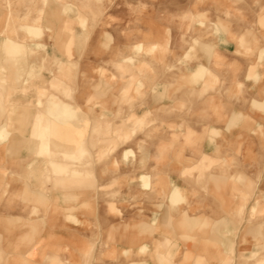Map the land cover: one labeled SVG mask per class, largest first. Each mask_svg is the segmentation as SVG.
Returning <instances> with one entry per match:
<instances>
[{"label": "rangeland", "instance_id": "rangeland-1", "mask_svg": "<svg viewBox=\"0 0 264 264\" xmlns=\"http://www.w3.org/2000/svg\"><path fill=\"white\" fill-rule=\"evenodd\" d=\"M250 10L0 0V264H183L199 218L225 263L264 264V129L232 65Z\"/></svg>", "mask_w": 264, "mask_h": 264}, {"label": "crops", "instance_id": "crops-1", "mask_svg": "<svg viewBox=\"0 0 264 264\" xmlns=\"http://www.w3.org/2000/svg\"><path fill=\"white\" fill-rule=\"evenodd\" d=\"M250 16L252 17L249 19L251 30H247V33L242 31V34L238 36V44H232V65L238 71L239 79L247 86V98H249L247 99V106L252 108L250 113L252 118H250L255 121L254 127L264 129V12L259 14L258 10H250ZM151 46L154 48V45ZM140 47V45L137 46V48ZM192 76L194 79L199 78L202 76V72L197 71ZM66 110L56 108L54 112L58 114H55L54 117L65 115ZM2 130L0 129V138L4 139L7 135ZM20 148L22 149L24 146H20ZM127 153L125 154L127 155ZM140 179L143 186L148 187V177L141 176ZM198 220L195 222V220L186 219L184 222L185 246L189 240L191 247L189 251L185 247L183 264H237L236 261L229 263V260L225 263L223 246L213 243L216 238L213 236L214 229L211 233H205L203 225H214L218 222H212L206 218H199ZM226 223L232 225L229 221L224 224ZM197 225L200 226L199 229L196 227ZM198 240L200 241L199 244L193 242ZM42 249L43 246H36L38 253L39 251L42 252ZM19 264H27V262L20 260Z\"/></svg>", "mask_w": 264, "mask_h": 264}]
</instances>
